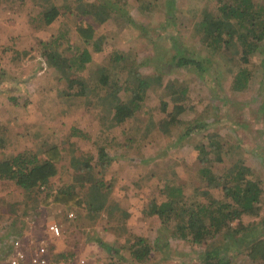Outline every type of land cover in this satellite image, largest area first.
<instances>
[{"label":"rangeland","instance_id":"obj_1","mask_svg":"<svg viewBox=\"0 0 264 264\" xmlns=\"http://www.w3.org/2000/svg\"><path fill=\"white\" fill-rule=\"evenodd\" d=\"M70 1L0 0V126L7 127H0V159L26 147L39 151L43 142L50 141L63 146L66 152L62 153L57 174L50 178L48 187L40 185L26 191L12 181H0V253L8 251L7 236L30 235L41 240L47 236L46 224L57 222L62 233L50 244L56 256H83L88 264H137L126 246L138 235L153 248L144 264H202L199 255L203 254L205 244L171 238L151 211L154 205L165 201L161 191L164 182L179 186L191 197L189 203L193 205L223 198L220 185L214 187L199 175L201 164L196 145L207 138L224 144L226 166L242 156L246 165L252 164V176L261 181L264 191V54L258 50L248 62L240 59L234 65L236 52L241 49L240 44H234L221 46L216 55H210L201 42L206 36L201 39L197 27L205 14L216 11L219 0H175L177 10L174 9L173 19L169 18L167 25L169 0H121L125 1L126 16L137 25L113 19L119 17L113 11L119 10V1L89 0L108 12L106 18L102 8V13L92 12L90 16L100 37L95 43L100 50L94 51V43L84 42L78 32L80 18ZM48 2L60 5L61 15L49 25L39 18L31 22L28 14L37 13L41 4ZM254 2L257 8L264 6V0ZM143 4L151 9H144ZM54 39H59L56 47L58 44L67 49L73 57L88 47L93 64L103 62L115 49L130 51L136 55L142 72L161 74L163 85L172 80L180 88L187 87L185 111L178 115L184 122L173 124L166 133L159 131L162 121L169 119L167 113L173 104L168 102L167 110H162L161 100L170 99L164 96L163 86L156 85L148 89L144 99L137 100L132 119L109 127L102 109L111 107L116 98L133 99V93L124 92L122 85L120 88L123 78L112 70L105 91L98 89V96L91 97L102 100L104 105H94L86 97L71 94L73 90L64 80L58 81L57 71L43 55V43ZM180 55L190 56L198 63L180 67ZM227 67L232 71L244 67L251 74L244 90L231 89L232 76ZM89 87L97 89V84L91 83ZM66 90L69 95L63 92ZM205 121L210 123L202 127ZM187 129L189 136L178 141ZM129 135L136 138L126 148ZM151 139L155 141L153 147L141 146ZM98 146L108 148L111 161L106 165ZM73 157L79 165L87 162L92 169L80 174L78 164L71 166ZM222 165L212 166V170L215 172ZM98 180L104 181L100 194L106 197L100 212L41 202L50 188L72 185L83 194L88 184ZM261 202L260 214H264V195ZM71 210L76 213L73 219L67 216ZM97 239L113 247L116 253L112 255L100 247ZM244 248L229 245V255L234 256L237 264H253Z\"/></svg>","mask_w":264,"mask_h":264},{"label":"trees","instance_id":"obj_2","mask_svg":"<svg viewBox=\"0 0 264 264\" xmlns=\"http://www.w3.org/2000/svg\"><path fill=\"white\" fill-rule=\"evenodd\" d=\"M117 1L120 3L119 10L113 8V11L117 12L114 15L119 17H113V19L116 21L126 20L127 23L131 21L137 25L134 19L126 16L123 7L125 1ZM168 2L171 8L167 12L166 25L170 22L168 21L169 18L170 20L173 19L174 9L177 10L175 0ZM218 2L220 5L216 11L205 14L201 26L198 25L197 27L201 39L203 35L206 36L201 42H204L210 55H216V51L221 46L225 48L234 44L241 45L239 52H236L238 58L235 59L234 65L240 59L244 63L248 62L258 50L264 54V6L257 8L254 0H229L226 2L219 0ZM70 3L74 4V11L75 13L78 12L77 16L80 18L77 21V26L82 40L86 43L93 42L94 51H99L100 45L95 44L100 38L97 36V25L90 16H92V12L98 14L102 7L89 0H71ZM56 4L53 2L41 4L42 7L37 13L28 14L29 20L33 22L39 18L44 25H49L62 13L60 5ZM142 7L146 10L151 9L146 4H143ZM103 9L102 11L106 14L100 12L105 17L108 12ZM104 17L100 16L99 18L105 21ZM58 41L59 39H54L44 42L45 51L43 55L47 64L57 71L58 81L64 80L68 84V88L73 90L71 94L86 97L94 105L96 103L104 105L102 100H92L91 97L98 96L99 90L105 91L112 70L118 72L123 78L120 88L122 85L124 92L133 93V99L116 98V102L111 107L102 109L104 111L103 117L109 120V127L121 124L129 118L132 119L138 106L137 100L144 99V94H147L148 89L156 85L159 87L162 85L165 90L164 96H169L170 99L169 101L161 100L162 110H167L168 102L173 104V109L167 113L169 119L162 121L163 127H160L159 131L166 133L173 124L184 122L178 115L185 111L184 102L186 101L187 87L180 88L172 80L166 81V84L163 85L161 74L142 72L138 69L140 64L136 62V55L130 51L115 49L110 56L104 58V63L93 64L92 50L88 47H83L77 52L76 57H73L67 49L58 44V47L55 46ZM23 53L26 54L27 51ZM191 63H198V61L190 56L180 55L178 57L180 67ZM238 68V70L232 71L231 68L227 67L232 76L231 89L236 92L244 90L251 77L246 68ZM91 83H96L97 89L96 87H89ZM63 92L70 94L68 90ZM209 123V121H205L201 126L206 127ZM0 127L7 129L4 124ZM189 134V129L185 130L178 141L188 137ZM135 138L132 137L131 139L129 135L126 148ZM154 142L151 139L141 146L143 148L149 147ZM196 146L199 151L197 158L201 164L199 175L206 178L208 183L214 187L220 185L223 190V198L216 201L207 199L204 203L193 205L189 203L191 197L186 196L179 186L164 182L161 191L165 194V201L159 206L154 205L155 209L151 213L157 215L161 224L168 229L167 234L171 238L190 241L197 245L205 244L203 254L199 255L202 264H237L238 262H234V256L229 255V245L236 246V249L239 247V250L245 246L246 249H244L249 261L253 264H264V214H260L264 191L261 187V181L252 176L253 165H246L245 158L242 156L233 161L231 165L226 166L222 151L224 144L217 143L210 138H207L206 142H199ZM107 151V147L98 146L100 158L104 159L105 157L106 159V162H103L105 165L111 161L107 157ZM62 153H66L65 148L50 141L43 142L39 151L33 147H26L21 152L8 155L0 159V181H12L26 191L40 185H47L48 187L50 178L57 174ZM77 164L78 161L73 157L71 166ZM217 164L223 165L214 172L212 166L217 167ZM79 166L80 174L85 170L90 171L92 169V166L87 162H80ZM100 185H104L103 180L88 184L87 192L84 191L83 194L73 189L72 185L50 188L41 202L44 205L63 203L67 207L85 208L89 213L100 212L103 210L106 201V197L100 194ZM96 191L97 193H95ZM255 216H260L259 220H245V218ZM132 241L129 246H126L129 249V256L137 264L146 263L150 259L153 248L146 243L143 237L138 235H134ZM97 242L110 254L116 253L117 250L111 248L107 243L100 239H97ZM126 242L129 241L126 240ZM156 248H159L157 244ZM58 257H64V255L60 254ZM106 264H115V262L110 261Z\"/></svg>","mask_w":264,"mask_h":264},{"label":"built area","instance_id":"obj_3","mask_svg":"<svg viewBox=\"0 0 264 264\" xmlns=\"http://www.w3.org/2000/svg\"><path fill=\"white\" fill-rule=\"evenodd\" d=\"M67 216L73 219L76 213L71 210ZM45 229L47 236L41 240L30 235L7 236L5 244L8 251L0 253V264H88L87 257L78 255L58 257L53 254L54 251L50 248V244H52V239L61 235L62 229L57 222L47 223Z\"/></svg>","mask_w":264,"mask_h":264},{"label":"crops","instance_id":"obj_4","mask_svg":"<svg viewBox=\"0 0 264 264\" xmlns=\"http://www.w3.org/2000/svg\"><path fill=\"white\" fill-rule=\"evenodd\" d=\"M54 239H56V238H54ZM53 254H54V252H52ZM55 256V255H54ZM56 257V256H55Z\"/></svg>","mask_w":264,"mask_h":264}]
</instances>
